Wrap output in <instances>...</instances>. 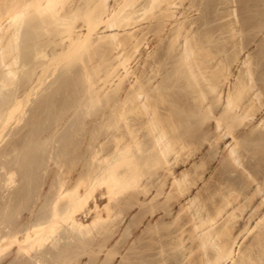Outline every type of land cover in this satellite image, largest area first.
<instances>
[{
	"label": "bare ground",
	"instance_id": "obj_1",
	"mask_svg": "<svg viewBox=\"0 0 264 264\" xmlns=\"http://www.w3.org/2000/svg\"><path fill=\"white\" fill-rule=\"evenodd\" d=\"M167 39V49L178 58L176 71L167 64ZM253 43L259 45L245 52ZM100 51L112 56L97 60ZM100 61L111 62V68L104 70ZM76 62L84 63V78H62L66 69L74 74ZM180 72L195 89L200 106L194 107L211 120L203 126L210 138L202 139L208 137L227 164L249 179L246 192L227 169L217 171L220 176L207 187L213 166L205 168L204 158L192 161L205 143L181 132L192 121L173 119L182 97L173 78L183 76ZM66 78L75 80L76 88L86 84L76 90ZM74 93L75 109L65 116L73 135L57 137L53 130L68 111L62 105L55 111L52 98L67 101ZM42 103L55 126L38 140L33 129ZM218 104L222 115L215 112ZM12 120L16 126L9 127ZM28 120L32 132L21 141ZM234 122L251 127L250 136L264 144V0H0V264L13 254L12 264H74L85 254L92 257L123 231L135 205L153 221L158 212L170 216L181 231L176 226L174 247L169 242L168 248L166 239L164 244L169 225L154 228V234L144 230L139 241L144 212V219L137 217L139 222L124 229L138 239L132 241L131 261L156 259L159 249L162 264H264V149L250 156L246 147L245 155ZM75 139L85 145L81 171L72 181L63 170L71 161L67 156L78 155H72L79 148ZM36 156L59 167L52 170L54 183L47 191L32 173ZM35 169L42 178L48 175ZM107 193L110 200L102 206ZM182 248L185 257L180 252L179 260L174 249ZM112 250L107 257L118 251Z\"/></svg>",
	"mask_w": 264,
	"mask_h": 264
},
{
	"label": "rangeland",
	"instance_id": "obj_2",
	"mask_svg": "<svg viewBox=\"0 0 264 264\" xmlns=\"http://www.w3.org/2000/svg\"><path fill=\"white\" fill-rule=\"evenodd\" d=\"M168 41V39L167 40H165V42L163 43V48H165V52L167 53V54H169V56L168 55H165L166 56V58H168L167 59V64H168V66H170V68H171V70H174V71H176L178 68H176V67H178V62L177 63H175L177 60L176 59H178L176 56H175V52H173V51H171V50H169V49H167V44H166V42ZM169 44V43H168ZM227 45V44H226ZM257 44H255V43H253V45L251 44L250 46H249V50L247 49H245V52L247 51V53H249L251 50L250 49H254V48H256L257 46H256ZM170 46V45H169ZM105 47V46H104ZM219 47H221V46H219ZM101 50V49H100ZM171 51L170 53H169V51ZM230 50H232L231 52H229V54H232V52L234 53V50H233V48H230ZM229 50V51H230ZM106 52H108L107 50H106ZM105 51L104 52H102L103 53V55H102V53H101V51L99 52V54L101 53V55H102V58H100L99 57V54L97 53L96 55H97V60H102L103 61V59L105 60V61H107V59L106 58H108V57H111L112 56V54L109 52V53H106ZM105 53V54H104ZM227 53H228V51H227ZM244 53H242L241 54V56L243 55ZM233 55V54H232ZM93 56H95V54L93 55ZM164 56V57H165ZM102 61H100V62H102ZM99 62V61H98ZM77 63V62H76ZM91 64L93 63V62H90ZM90 63H89V66H91L90 65ZM103 64H105L104 62H102ZM109 63L111 64V62H108V64H105V65H103L104 66V70L106 69V68H111V66L109 65ZM82 64H84V63H82V62H78L77 63V65L74 67L75 69H73L72 67H71V69H70V71L73 69V72H74V74H72L71 75V73H69L68 71H66V70H64V71H66V72H64L63 70V75H70L71 77H73V78H76L77 76H81V78H84V76H83V74H82V72L84 71V66L82 67ZM94 64V63H93ZM98 63H95L94 65H97ZM101 64V63H100ZM174 64V65H173ZM176 64H177V66H176ZM74 65H75V63H74ZM167 66V65H166ZM106 67V68H105ZM236 68V67H235ZM76 69H78V70H76ZM237 69V70H236ZM235 69V73L237 74V73H239L238 71H240V70H238V68H236ZM106 70H108V69H106ZM76 71H77V73H76ZM102 72H103V70H102ZM101 72V73H102ZM82 74V75H81ZM63 76L62 78H65V77H67V76ZM180 75H183V76H179V73L176 75H174V80H177V81H179L178 82V85H179V92H180V96H182V97H179V99H178V102L177 103H179V105L180 106H178V104H177V106H176V108H175V110L174 111H176V112H174V118L173 119H178L179 120V118H182V119H184V120H190V121H192V123H194V122H196V123H194V128H193V126H191V125H193L190 121H189V123H191V124H188V125H184L182 128H181V132H183V133H188V135L190 134V136H193L194 138H199V139H201L205 144H203V147L201 148V150H199V154H197L196 156L197 157H195L194 159H192V161H194V160H196L197 161V159L199 160V159H205L204 161H205V163H206V165H205V168H209V166H213V169H214V172L215 173H211V175H212V177H213V179L211 178V180H209L208 182H206V186L207 187H210L211 185H212V183H213V180L215 179V178H217V177H215L214 178V176H216L217 175V173L219 172V173H221V172H223V171H225V169H227L228 170V172L230 171V174H231V176H230V178L232 177V178H234L235 180L233 181V182H236V187H239L240 188V190H242L243 192L245 191V190H247L248 188H245L246 186H248L249 187V184H248V178H246V176H242V174L240 173V172H238V171H236L235 172V170L233 169V167H232V165H230L229 163L227 164V160H226V158L224 157L223 158V153H220V152H218L219 151V147L217 146V145H210V139H208V134H207V132L205 131L206 130V128H207V126H208V122H210L211 120L210 119H208V117L206 118V116L207 115H204V113H202V115H203V117H205L206 118V121L205 122H207V125H205L206 123L204 122L203 123V121H204V119L205 118H202V115H201V111H199L200 110V107L198 108L197 106H200V103H199V100H197L196 98H194L195 97V89H192L191 87H189V85H188V81L186 80V77H185V74L183 73H181L180 72ZM76 76V77H75ZM83 76V77H82ZM232 76H233V78H232ZM230 78H231V80L234 82V80H236V78L235 77H237V76H235L234 77V75H232ZM70 77V78H71ZM178 77V78H177ZM180 77V78H179ZM70 78H66V80H67V82H66V85L68 86V84L69 83H71V84H69V87L71 88V87H73V85H74V88L76 89V90H79V89H77V88H79L80 86H82L81 84H83V85H85L86 83V81H84V82H81V84H80V86L79 87H77L76 88V84L74 83L75 82V80L76 81H81V80H78V79H81V78H78L77 77V79H75V80H70ZM177 78V79H176ZM182 79V80H181ZM184 79V80H183ZM62 80V79H61ZM65 80V81H66ZM68 83V84H67ZM180 83V84H179ZM85 87V86H84ZM84 87H83V89H84ZM82 87H80V89H81ZM82 89V90H83ZM185 90V91H184ZM68 91V90H67ZM81 93H82V91H80ZM183 92V93H182ZM68 93H70L69 91H68ZM67 93V94H68ZM182 93V94H181ZM185 93V94H184ZM189 93V94H188ZM71 94V93H70ZM77 94H78V98L80 97L79 96V91H77ZM186 94H188L187 95V98L185 97L186 96ZM59 96V97H58ZM57 97H54V98H52V99H54L53 100V102L54 103H56V106L54 105L53 107H54V109H55V111H57V109L59 108V105L61 106H63V108L62 109H67V111L68 112H66V110L64 111L65 113L63 114V117L60 119V121L63 119V123H65V125L63 126V124H62V121H61V125L62 126H60V125H58V124H60V121H59V123H56V126H55V123H54V121L53 122H50L51 121V119H53V117L51 118L50 116L48 117L47 116V114H45L46 112H45V107H44V103H42V106H40V108H41V110L38 108V110L35 112V118H36V116H37V119H39V120H37V123H36V125H34V128H35V130L33 129V131H35L34 133H36V135L35 136H37L38 135V140L39 139H41L43 136H45L46 134H45V132H47L48 130H50V132L52 131V129L54 128V127H52V126H55V128L56 127H59V128H54V132H55V134L57 133L58 134V132H59V135H57V137L59 136H61L60 134H62V132H63V134H66V135H70L71 133H72V135H73V131L72 130H70V128H68V127H70V125H69V123L68 122H66L65 121V116L66 117H68L69 116V111L71 110V112H72V110L74 111V109L75 108H73V109H71V107H72V104H73V102L72 101H75L74 99H75V96H76V93H74V94H72V95H70L69 96V98L67 99V101H64V99H61L60 97V95H58ZM193 97V98H192ZM71 98L73 99V100H71ZM184 98H186V99H184ZM46 99V98H45ZM57 99V100H56ZM69 99H70V103L69 104H71V105H69V104H67L68 102H69ZM195 99V100H194ZM60 100V101H59ZM64 102H63V101ZM180 100V101H179ZM183 100V101H182ZM187 100L189 101V102H187ZM193 100V101H192ZM56 101V102H55ZM59 101V102H58ZM62 101V102H61ZM194 101H196V102H194ZM65 102H66V106H65ZM198 102V103H197ZM75 103V102H74ZM77 103V102H76ZM189 103V104H188ZM78 104V103H77ZM76 104V105H77ZM186 104V105H185ZM192 104V105H191ZM195 104L197 105L196 107H194L195 106ZM68 105H69V107H68ZM183 105H184V109L185 110H183ZM61 106V107H62ZM181 106H182V108H181ZM189 106V107H188ZM56 107V108H55ZM74 107V106H73ZM75 107H77V106H75ZM178 107V108H177ZM185 107H187V108H185ZM70 108V109H69ZM188 108H189V110L191 111L192 109L195 111V109L196 110H198L199 111V113H197L196 111H195V113H193L194 111H192L191 113L189 112V110H188ZM192 108V109H191ZM43 109V110H42ZM178 109V110H177ZM46 110H47V108H46ZM162 111H164V110H162ZM179 111H180V113H179ZM184 111H186V112H184ZM216 111H218L217 113L219 114V115H222L221 114V105L220 104H218L217 106H216V108H215V112ZM45 112V113H44ZM188 112V113H187ZM40 113V114H39ZM44 113V114H43ZM186 113V114H185ZM193 113V114H192ZM197 113V114H196ZM42 114V115H41ZM179 114H181V116H179ZM193 116V118H195L194 120L193 119H190L191 118V116ZM183 115V116H182ZM186 117H185V116ZM189 115V116H188ZM197 115H200V116H197ZM42 116V117H41ZM45 116V117H44ZM176 117V118H175ZM188 117H189V119H188ZM47 118H49V119H47ZM196 118H199L198 120H196ZM203 120H202V119ZM211 118H213V117H211ZM45 119V120H44ZM49 120V122H47V120ZM201 120H202V122H201ZM208 120V121H207ZM210 120V121H209ZM29 121V120H28ZM33 121V120H32ZM32 121H29L27 124L24 122L23 124H22V126H23V129H22V127H21V131H20V129H19V131H20V137L23 139V140H21V141H25L28 137H29V135H30V132H32L31 131V129H32V127L33 126H31L30 125V123L31 124H33L32 123ZM180 121H181V119H180ZM194 121V122H193ZM198 121H200V125H199V123H198ZM12 122L14 123V124H8L9 125V127H14V126H16V122H15V120L13 121L12 120ZM11 122V123H12ZM49 123H50V125H51V128H50V125H49ZM67 123V124H66ZM47 124V125H46ZM53 124V125H52ZM191 126V129H189L190 128V126ZM245 124H243V127L244 128H248V129H244L243 127H242V124L241 123H238V122H234V128H233V130H234V134H236V135H234L235 137H236V141H238L239 143H238V146L241 148V149H244L243 151L245 152L244 154L245 155H247V152L249 151L248 149H250L251 151L250 152H248L249 154L248 155H250V156H253V155H257V154H259L260 153V151H262V149H264V144H261V143H259L258 144V142H256V141H258V140H256L254 137H251L250 136V132L252 131V128L251 127H249V126H244ZM188 126H189V128H188ZM203 126H205V127H203ZM237 126V127H236ZM239 126V127H238ZM241 126V127H240ZM62 127H63V130H67V128L69 129L68 130V132L66 131H63L62 130ZM186 129H185V128ZM196 127V128H195ZM197 127H198V129H197ZM40 128V129H39ZM43 128V129H42ZM46 128H48V129H46ZM60 128H61V130H60ZM202 128V129H201ZM205 128V129H204ZM26 129V130H25ZM197 129V130H196ZM201 129V130H200ZM204 129V130H203ZM243 129V130H242ZM249 129H250V131H249ZM23 130V131H22ZM45 132H44V131ZM58 130V131H57ZM186 130V131H185ZM189 130V131H188ZM193 130V131H192ZM247 130V131H246ZM25 131V132H24ZM61 131V132H60ZM70 131V132H69ZM190 131H192L193 133H196V131L197 132H199L197 135H195V134H193L192 132H190ZM201 131V132H200ZM202 131H205L206 133H204V134H202ZM249 131V132H248ZM235 132H237V133H235ZM239 132V133H238ZM248 132V133H247ZM42 133V134H41ZM43 133L45 134V135H43ZM51 133H53V132H51ZM201 133V134H200ZM250 133V134H249ZM62 134V135H63ZM248 134V135H247ZM56 135H55V139L56 140H58L59 138H56ZM204 136V135H207L208 137H207V139L206 140H203V139H205L206 138V136H204V137H202V136ZM242 135V136H241ZM42 136V137H41ZM240 137V139L238 138V137ZM245 136H246V138H245ZM248 136V137H247ZM69 137V136H68ZM203 138V139H202ZM210 138V137H209ZM250 138H252L251 139V141L249 140ZM253 139H255V140H253ZM74 142L76 141L77 142V144L79 145V148H78V150H76V152H74L72 155H74L75 153H78V155L77 154H75L73 157L71 156V155H68L67 156V160L69 159V160H73L74 158H79L77 161H76V163L75 164H73V166L72 167H70V165H68V163L70 164V162L71 161H66V163H67V165H65L64 166V173H65V175L66 176H69V174H70V176H71V178H72V181H74V180H76L77 179V177H78V173H80V171H81V157H82V154H83V152H81L82 151V147H84V143H83V141H82V139H78V141L75 139V140H73ZM207 141H209V142H207ZM253 141V142H252ZM76 142H75V144H76ZM254 142H255V145H259V147H257V146H254ZM83 143V144H82ZM211 143H213V142H211ZM240 143H242V145H240ZM74 144V145H75ZM73 145V146H74ZM80 146H82V147H80ZM205 146V147H204ZM209 146V147H208ZM210 146H213V148H211ZM215 146H217V147H215ZM244 147V148H243ZM246 147H247V152L245 151V149H246ZM250 147V148H249ZM252 147V148H251ZM257 147V148H256ZM205 149V150H204ZM253 149H255L254 151H252ZM259 149H261L260 151H259ZM40 150V149H39ZM39 150H38V153L37 154H39ZM211 150V151H210ZM218 150V151H217ZM256 150H258V152L256 151ZM79 151V152H78ZM202 151V152H201ZM217 151V152H216ZM256 151V152H255ZM40 152H41V150H40ZM210 152L212 153V155L210 154ZM214 152H215V154H214ZM218 153V154H217ZM219 153H220V155H219ZM250 153H252V154H250ZM36 154V155H37ZM41 154V153H40ZM201 154V155H200ZM202 154H204V157L202 156ZM210 155V156H209ZM202 158H201V157ZM207 156V157H206ZM209 156V157H208ZM214 156V157H213ZM70 157L71 158H73V159H70ZM213 157V158H212ZM216 157V158H215ZM47 158V157H46ZM215 158V159H214ZM37 159H38V161H37ZM39 159L40 158H38V156H36V163L33 165L35 168H38V170H42L43 169V172H46V174L48 173V175H44V178H45V180H44V178H42V175L39 173V171H38V174H37V172H36V170L37 169H35L34 168V171L32 172L33 173V175H35L36 177L38 176V179L36 178V177H34L35 179H37L36 180V183L38 184V183H42V182H44V185H43V187H44V189L47 191L48 189H49V187L50 186H52L53 185V183H54V181L53 182H51L52 180H54V177L51 175V172H52V170L53 169H59V167H57L56 165H55V167H54V162L52 161V159L50 160L49 159V161H48V163H46V162H44L43 160H41L40 159V161H41V165H39L38 163L40 162L39 161ZM207 159H209V160H207ZM213 159V160H212ZM247 159V158H246ZM206 160L208 161V163L206 162ZM42 161H43V164H42ZM195 162V161H194ZM78 163V164H77ZM37 164V165H36ZM72 164V163H71ZM77 164V165H76ZM190 165L192 164L193 165V163H189ZM188 164V165H189ZM208 164H209V166H208ZM223 164H224V166L225 167H223ZM39 165V166H38ZM53 165V166H52ZM191 165V166H192ZM228 165H229V167H228ZM41 166V168H39ZM191 166H188V167H191ZM207 166V167H206ZM46 167V168H45ZM67 169H66V168ZM223 168V169H222ZM232 169L233 171H231L230 169ZM71 169V170H70ZM46 170V171H45ZM66 170V171H65ZM145 170H147V169H145ZM210 170V169H209ZM208 170V171H209ZM49 171V172H48ZM68 171V172H67ZM71 171V172H70ZM218 171V172H217ZM41 172V171H40ZM76 172V173H75ZM217 172V173H216ZM34 173H36V174H34ZM42 173V172H41ZM50 173V174H49ZM66 173H68V174H66ZM72 173V174H71ZM210 173V172H209ZM233 173V174H232ZM241 174V176H242V178H241V176H240V174ZM208 174V173H207ZM236 174V175H235ZM238 174V175H237ZM219 175V174H218ZM217 175V176H218ZM40 176V177H39ZM220 176V175H219ZM234 176V177H233ZM48 177V178H47ZM76 177V178H75ZM208 177H210L209 175H208ZM239 177V178H238ZM42 179V180H41ZM40 180H41V182H40ZM240 180V181H239ZM244 180V181H243ZM245 180H246V182H245ZM35 181V180H34ZM212 181V182H211ZM215 181V180H214ZM238 181V182H237ZM46 183V184H45ZM246 184V185H245ZM242 187V188H241ZM238 188V189H239ZM43 189V190H44ZM246 192V191H245ZM108 194V193H107ZM107 194H105V195H107ZM108 196H109V194L105 197V196H103V198H102V201H103V203H102V201H101V203H100V205H104V203L106 204V202L108 203V201L110 200L109 198H108ZM104 199V200H103ZM109 199V200H108ZM139 201V200H138ZM141 201V200H140ZM141 202H143V201H141ZM135 203H136V200H135ZM137 205H135L134 206V210H133V213H132V215H131V217L128 219V221L127 220H125L126 221V223H125V227L123 228V231H121L120 233H119V235H116L113 239H111L112 240V244H111V240L110 241H108V242H110L109 244H107V246L106 247H103L102 248V250L100 249V247H98L99 249H97L99 252H101L100 254H99V252L97 253V254H93V256L91 257V255H87V254H85V255H83V256H81V258H79L80 260H74L75 262H74V264H125V263H129V264H139V263H143V264H149L150 262H151V260H152V262H151V264H162V262L160 261V257L158 256L159 255V249L157 250V249H155L154 250V253L156 254V259H153V258H151V259H147L148 261H146V260H142V258H134V260L133 261H135V262H133V261H131L130 259H132L131 257H130V255H131V252H132V245L134 244V243H136L137 241H138V239H137V237L135 238V236L133 235V234H131V235H128L127 233H124V232H127L126 230H124V229H128L130 226H131V224L130 223H133V222H139L140 220H139V218H142V219H144L143 217L145 216V213L144 212H147V210H145L146 208L148 209V207H146L144 210L145 211H142V210H139L138 211V208H140V207H136ZM141 209H143V207H141ZM138 212V213H137ZM142 212H143V214H142ZM136 213H137V215H136ZM159 214H158V218L157 219H155L154 221L152 220L153 218H151L149 215H148V212H147V214H146V216L147 217H145V219L146 218H148V220L146 221L145 219H144V221L142 220V224L140 225L141 227H139V230H140V232H139V234L137 235L138 236V238H139V241H140V238L142 237V235L146 232V230H150V232L151 233H155V232H153V231H151V230H153L154 228L155 229H161L160 228V225L162 226V229L161 230H164V229H167V227H166V225L168 226V229H167V232H166V230H164L163 231V233H165L164 235H163V237H165L164 238V244H165V239L166 240H168L167 241V247H168V243L170 242V246L169 247H174L175 245V240H176V244H177V242H179V240H177V235L178 234H180L179 232L181 231L180 230V228H179V225H176V224H178V223H176V222H174L172 219H171V217L169 216V217H167V216H163V213H161L160 214V212H158ZM29 214V213H28ZM141 214V215H140ZM138 215H140V216H142V217H140V216H138ZM144 215V216H143ZM161 215V217L160 218H162V219H160L159 218V216ZM29 216V215H28ZM133 217V218H132ZM135 217V218H134ZM137 217H138V220H136V221H134V219H137ZM166 217V218H165ZM151 218V219H150ZM165 218V219H164ZM170 218V219H169ZM160 219V220H159ZM132 220V222H130ZM124 221V222H125ZM150 221H151V225H149L150 224ZM159 221V222H158ZM153 222H154V225H153ZM156 222H158V224L156 223ZM165 223V224H161V223ZM171 223L172 225H173V227H172V225L171 224H169V223ZM145 223V224H144ZM160 223V224H159ZM176 223V224H175ZM129 224V225H128ZM158 225V228L155 226V225ZM146 225V226H145ZM150 226V227H149ZM153 228H152V227ZM176 226H178V229L180 230H178L177 229V227ZM147 227H148V229H147ZM166 227V228H165ZM172 227V228H171ZM132 227H130V229H131ZM176 229V230H175ZM145 230V231H144ZM169 230V231H168ZM174 232H173V231ZM144 231V233H142ZM176 231V232H175ZM169 232H171V233H169ZM178 232V234H175V233H177ZM151 233H149V235H150V237H151V243H154L155 241H156V243H157V240H155V239H152V234ZM168 235H167V234ZM175 235H174V234ZM125 235V236H123V235ZM140 234H141V236H140ZM121 235V236H120ZM133 235V237H131ZM155 236V235H154ZM170 236V237H169ZM175 236V237H174ZM132 238V239H131ZM116 239V240H115ZM129 239V240H128ZM134 239H136V240H134ZM114 241V242H113ZM123 241V242H122ZM134 241H136V242H133ZM154 241V242H153ZM107 242V243H108ZM117 243V244H116ZM119 243V244H118ZM125 244H127V245H125ZM111 246V247H110ZM122 246H123V248H122ZM126 246V247H125ZM121 248V250L119 249V248ZM166 247V248H167ZM168 247V248H169ZM92 248H94V247H92ZM105 248H106V250H105ZM107 248H108V250H109V248L112 250V248H113V250H112V252H114V251H116V249L118 250L117 251V253H118V255L116 256V252H114V254L111 252V254H113V255H111V257L109 258V257H107L108 256V250H107ZM129 248H131V249H129ZM185 249V248H184ZM183 248H182V250L181 251H179V250H175L174 249V251L176 252V254L178 253V255H177V257L176 258H178V257H180V259L179 260H181L182 259V255H183V252H184V255H185V250H184ZM16 251H17V249H16ZM122 251V252H121ZM131 251V252H130ZM180 252H182L181 254H179ZM120 254H121V256H122V254H123V256L122 257H120ZM130 254V255H129ZM99 255L101 256V257H99ZM183 255V257H185ZM130 257L129 258V261L127 260V258L128 257ZM13 257V258H12ZM17 256H16V254L14 255H11V256H9L8 258L10 259V260H8V262H6L5 264H12L13 262H15V258H16ZM120 257V258H119ZM11 258H12V260H11ZM105 258V259H104ZM119 259V260H118ZM97 260H99V261H97ZM139 260V261H138ZM178 260V261H179ZM123 261H124V263H123ZM11 262V263H10ZM34 262V261H33ZM145 262V263H144ZM32 264H34V263H32ZM36 264V263H35Z\"/></svg>",
	"mask_w": 264,
	"mask_h": 264
}]
</instances>
